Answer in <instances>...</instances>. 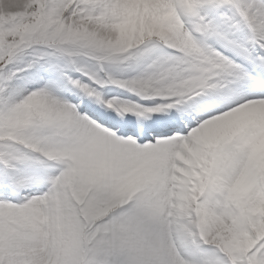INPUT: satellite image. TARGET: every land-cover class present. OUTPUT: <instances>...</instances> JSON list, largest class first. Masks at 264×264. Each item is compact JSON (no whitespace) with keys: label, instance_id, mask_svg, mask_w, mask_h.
Instances as JSON below:
<instances>
[{"label":"snow or ice","instance_id":"6c2138e0","mask_svg":"<svg viewBox=\"0 0 264 264\" xmlns=\"http://www.w3.org/2000/svg\"><path fill=\"white\" fill-rule=\"evenodd\" d=\"M0 264H264V0H0Z\"/></svg>","mask_w":264,"mask_h":264}]
</instances>
